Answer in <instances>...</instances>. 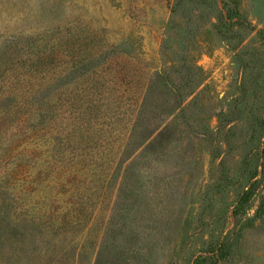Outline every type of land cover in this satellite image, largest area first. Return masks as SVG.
<instances>
[{
  "label": "rangeland",
  "instance_id": "rangeland-1",
  "mask_svg": "<svg viewBox=\"0 0 264 264\" xmlns=\"http://www.w3.org/2000/svg\"><path fill=\"white\" fill-rule=\"evenodd\" d=\"M0 264H264V0H0Z\"/></svg>",
  "mask_w": 264,
  "mask_h": 264
},
{
  "label": "trees",
  "instance_id": "trees-1",
  "mask_svg": "<svg viewBox=\"0 0 264 264\" xmlns=\"http://www.w3.org/2000/svg\"><path fill=\"white\" fill-rule=\"evenodd\" d=\"M247 196V194L245 195ZM245 196L243 197V199L238 203V205H236V208L234 210L235 213H238L239 211H241V207L243 206V203L245 201Z\"/></svg>",
  "mask_w": 264,
  "mask_h": 264
}]
</instances>
